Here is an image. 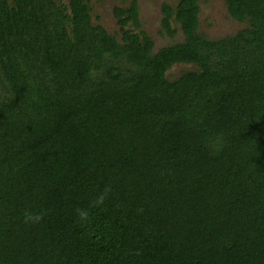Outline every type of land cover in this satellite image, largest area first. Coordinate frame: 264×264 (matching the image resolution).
Segmentation results:
<instances>
[{
	"label": "trees",
	"instance_id": "1",
	"mask_svg": "<svg viewBox=\"0 0 264 264\" xmlns=\"http://www.w3.org/2000/svg\"><path fill=\"white\" fill-rule=\"evenodd\" d=\"M61 1L0 0V264H264V0L218 41L164 5L156 53L136 3L118 40Z\"/></svg>",
	"mask_w": 264,
	"mask_h": 264
},
{
	"label": "rangeland",
	"instance_id": "2",
	"mask_svg": "<svg viewBox=\"0 0 264 264\" xmlns=\"http://www.w3.org/2000/svg\"><path fill=\"white\" fill-rule=\"evenodd\" d=\"M60 1V0H57ZM89 6L92 8L91 17L94 25L101 26L106 32L121 40V34L117 20L113 15L116 7L129 8L136 3L138 9L139 28L132 29L137 34L144 33L146 37L153 42L152 53L158 52L165 47L182 44L185 42V36L180 26L172 23V28L176 29V33L170 37L162 28L163 19L162 7L169 5L175 8L177 0H128L125 4H119L113 0H88ZM61 3L67 4V0ZM198 14V29L196 34L209 41H218L225 38L235 37L238 33L249 29V23H239L231 18L228 13L226 0H200ZM196 68L192 65H174L166 72V77L172 81L180 77L182 72L194 71ZM4 93L0 91V100Z\"/></svg>",
	"mask_w": 264,
	"mask_h": 264
},
{
	"label": "clouds",
	"instance_id": "3",
	"mask_svg": "<svg viewBox=\"0 0 264 264\" xmlns=\"http://www.w3.org/2000/svg\"><path fill=\"white\" fill-rule=\"evenodd\" d=\"M25 223H39L43 219V214L41 213H31L29 211L25 212Z\"/></svg>",
	"mask_w": 264,
	"mask_h": 264
}]
</instances>
